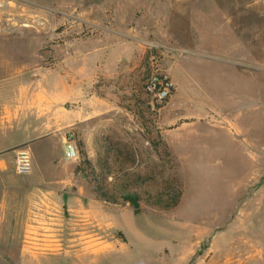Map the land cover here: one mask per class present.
Returning <instances> with one entry per match:
<instances>
[{
	"label": "rangeland",
	"instance_id": "1",
	"mask_svg": "<svg viewBox=\"0 0 264 264\" xmlns=\"http://www.w3.org/2000/svg\"><path fill=\"white\" fill-rule=\"evenodd\" d=\"M0 53L26 84L86 67L93 95L63 103L56 132L26 147L24 251L10 245L3 264L264 260V0H0ZM156 71L175 85L163 106L144 91ZM104 161L110 183L138 175L141 192L177 178L180 203L100 202Z\"/></svg>",
	"mask_w": 264,
	"mask_h": 264
},
{
	"label": "crops",
	"instance_id": "2",
	"mask_svg": "<svg viewBox=\"0 0 264 264\" xmlns=\"http://www.w3.org/2000/svg\"><path fill=\"white\" fill-rule=\"evenodd\" d=\"M9 61L7 54L0 53V264L6 260L10 245L15 250L21 245L22 256L24 251L25 178L16 174L14 165L7 164L8 158L14 157L15 149L30 148L33 141L55 133L63 103L80 99L83 104L93 97H88L92 92L86 67L64 75L50 69L40 73L36 82L26 84V67ZM48 195H44V202L50 199ZM27 200L34 203L32 198ZM256 264H264L262 256Z\"/></svg>",
	"mask_w": 264,
	"mask_h": 264
},
{
	"label": "trees",
	"instance_id": "3",
	"mask_svg": "<svg viewBox=\"0 0 264 264\" xmlns=\"http://www.w3.org/2000/svg\"><path fill=\"white\" fill-rule=\"evenodd\" d=\"M100 166V181L94 187V192L100 202L115 203L117 201L115 197L118 196L124 204L132 207L136 213L141 209V204L144 201L143 195H146L145 201L148 205L162 210L175 208L180 203L183 189L177 178H174L172 182H167L166 186L160 187L155 193L145 192V190L141 192L137 189L145 185L146 182L143 177L136 175L132 179L127 178L124 184H118L116 180L114 183H110L108 178L114 175L110 162L104 161ZM110 186L114 193L110 191Z\"/></svg>",
	"mask_w": 264,
	"mask_h": 264
},
{
	"label": "built area",
	"instance_id": "4",
	"mask_svg": "<svg viewBox=\"0 0 264 264\" xmlns=\"http://www.w3.org/2000/svg\"><path fill=\"white\" fill-rule=\"evenodd\" d=\"M144 91L151 97L152 105H165L175 93V85L170 76L156 71L145 81ZM64 154L66 159L76 162L80 159L78 148L73 141L66 140ZM14 167L19 176H29L32 173V160L28 148L19 147L14 150Z\"/></svg>",
	"mask_w": 264,
	"mask_h": 264
},
{
	"label": "bare ground",
	"instance_id": "5",
	"mask_svg": "<svg viewBox=\"0 0 264 264\" xmlns=\"http://www.w3.org/2000/svg\"><path fill=\"white\" fill-rule=\"evenodd\" d=\"M98 244H95V245H92V246H89L87 248H85L86 252L87 253H90V254H94V255H98L100 252L99 249H95L97 247ZM85 254V253H84ZM87 255V254H86ZM89 255V254H88Z\"/></svg>",
	"mask_w": 264,
	"mask_h": 264
}]
</instances>
